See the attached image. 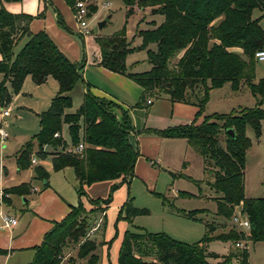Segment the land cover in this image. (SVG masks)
<instances>
[{"label": "trees", "instance_id": "16d2710c", "mask_svg": "<svg viewBox=\"0 0 264 264\" xmlns=\"http://www.w3.org/2000/svg\"><path fill=\"white\" fill-rule=\"evenodd\" d=\"M0 0V104H7L11 95L5 84L9 82L12 92L18 93L26 76L36 84L52 77L58 86L57 94L49 107L38 114L39 131L24 143L16 154L19 169L30 165L34 152L44 158V145L62 150L52 152V168L59 171L71 167L77 179L78 196H84V187L93 182L111 180L133 175L138 149L129 141L134 130L130 114L116 102L94 95L89 84L85 85L83 100L77 113L68 112L72 106L71 90L83 82L82 69L85 60L70 61L44 31L32 33L29 23L32 16L7 11ZM78 0H64L75 11ZM126 7V18L133 15V8L149 7L163 16V21L151 28L137 30L141 38L138 46H131L126 36V21L110 35H96L94 41L100 54V65L125 75L142 87L143 91L135 106L148 108L146 100L166 95L172 103L191 104L196 107L193 119L186 124L170 126L161 130L146 129L167 138H184L197 152L203 162L204 173L212 180L208 184L219 193L216 199V215L229 220L235 206L241 205L250 222L251 243L264 240V198L246 197L244 193V169L246 151L251 145L246 128L251 127L258 138L264 108V78L255 80L254 53L264 47V28L260 18L264 16V0H121ZM88 17L97 11V5H87ZM260 11L252 17L253 11ZM57 23L66 25L60 16ZM25 41L17 52L18 43ZM153 44L155 48H150ZM238 48L241 52L234 51ZM146 49L150 68L142 72H130L126 68V56L136 50ZM174 60V62H173ZM230 83L233 91L246 86L255 97L252 107L232 110L229 113L214 112L205 115L204 107L211 89ZM117 111L119 114H117ZM62 123L67 124L70 144H84L81 151H66L67 143L61 136ZM232 129L233 135L228 132ZM35 178L48 180L49 173L41 166L34 167ZM48 185V182L44 184ZM113 184L110 192L116 189ZM28 186L23 184L8 192L24 193ZM181 195H189L179 191ZM105 199L89 200L92 208L86 210L81 202L70 206V211L34 248V257L29 264H63L61 256L68 243L76 247L75 258L69 257L68 264H99V247L104 243L90 237L95 227L97 214L105 211L110 202ZM146 209L133 206L131 199L119 211L132 225V219L145 214ZM196 212L185 213L194 217ZM101 219H104V215ZM104 221L100 224L103 229ZM214 225L206 223V233L197 242L186 243L166 233L126 230L118 252V264H209L208 258L222 257L225 263L237 258L247 263L248 250L236 249L227 255H219L208 249L214 238L209 234ZM132 227H134L132 225ZM235 244L244 235L232 227L216 237ZM76 259L82 260L77 262Z\"/></svg>", "mask_w": 264, "mask_h": 264}, {"label": "rangeland", "instance_id": "374dc122", "mask_svg": "<svg viewBox=\"0 0 264 264\" xmlns=\"http://www.w3.org/2000/svg\"><path fill=\"white\" fill-rule=\"evenodd\" d=\"M85 1L88 3L91 0ZM94 3L97 5V11L87 18L88 34H80L81 29L78 28L74 16L75 11L72 17H70V30L63 28L66 35L64 41L70 44L61 45L64 47L63 49H66L67 53L64 52L66 53L65 55L73 62L78 63L83 60L82 37H92L98 34L110 35L114 31L119 30L125 20H127V39L131 41V46H138L141 43V38L137 36V30L151 28L152 24L150 22L152 21L156 25L163 21V16L153 12V9L149 7L141 10L135 6L133 8V15L126 18V7L121 0H94ZM259 15L260 11L257 9L252 13V17H258ZM102 21H105V25L99 28L98 23ZM260 23L264 28V16L260 18ZM24 41L25 38L18 43L14 49L15 52L19 50ZM76 48L80 54L78 61H74V58H72L74 57ZM150 48L154 49L155 46L151 44ZM86 49L88 51V45ZM125 63L127 70L130 72H142L150 68L146 49L129 53L126 56ZM261 77H264V60H256L255 80ZM7 90L11 95V99L5 106L0 107V113L4 108L11 110V116L6 118V124L3 125L9 134V138L0 142V158L10 153L13 148L25 143L38 132L39 118L36 114H40L48 108L49 102L57 94L58 86L56 81L51 77L44 83L37 85L33 82L31 76L28 75L23 80L21 91L18 93L12 92L10 85H8ZM69 94L72 99V106L68 112L77 113L83 100L81 81L75 85ZM168 100L166 95H161L158 98H154L153 103L154 106L160 108L164 105L168 107L170 106ZM254 103L255 98L246 86L238 91H233L229 83H225L220 88L210 90L208 101L204 107V114L208 115L214 112L229 113L239 107H252ZM189 105L186 106L185 103L184 105L182 103L183 107H180L181 105L178 107V104H175L173 105L174 111L183 108V110L193 114L196 107L191 104ZM262 107L264 108V103ZM261 123V133L258 138L251 127L246 128V135L251 141V145L246 151L244 169V186L247 197L264 198V120ZM60 132L62 140L69 144L70 136L67 124L62 123ZM176 142H178L176 139L166 137V142L162 146L163 157L161 154L163 162L158 165L155 164V168H159L160 166V175L156 180L154 188L147 186L138 179H133L130 184L129 195L132 198L133 206L146 209L145 214H140L133 218L134 229L149 232L163 231L179 241L194 243L204 236L206 233L205 224L209 223L214 225L209 234L214 238L209 243V249L222 255L227 254L230 249L236 250L237 248L232 242L216 239L218 235L225 230L228 231L233 226L230 219L225 221L216 215L217 204L215 198L219 197L220 194L208 184L212 178L204 173L201 156L185 143H183L184 146L182 147L178 146ZM36 150L35 146L34 152ZM183 161H187L188 168L182 165ZM37 182L39 183V181ZM179 191L187 192L189 196H177V192ZM126 192L127 189H123L115 198L112 194V202L113 199L114 202L123 199ZM98 193H100L98 195H101L103 192L99 189ZM105 195H107V192ZM80 199L82 204H84V200ZM84 199L89 203V198ZM114 209V207H109L106 216L108 222L107 232L113 230L114 227L115 220H113V217L117 213ZM190 212H196L194 217L186 216L185 213ZM114 240L115 238H111V243ZM247 250L248 257L246 264H264V240L255 243L249 242ZM75 255L76 247L70 242L64 248L60 258L63 264H68L66 262L68 258H75ZM76 261L82 262L80 259H76ZM207 261L209 264H229L225 263L223 259L208 258ZM230 264L241 263L237 258L233 257Z\"/></svg>", "mask_w": 264, "mask_h": 264}, {"label": "crops", "instance_id": "0c3cea01", "mask_svg": "<svg viewBox=\"0 0 264 264\" xmlns=\"http://www.w3.org/2000/svg\"><path fill=\"white\" fill-rule=\"evenodd\" d=\"M91 1L94 2V0ZM106 3L108 4V2ZM3 6L11 13L31 15L33 18L29 23V30L32 33L44 30L57 47L63 53L66 52V49H63L64 47L61 44L68 45L70 43L64 41L66 39V35L64 34L65 31L57 23V16L61 17L67 30H70V17H72L73 12L64 0H20L15 2H3ZM95 36L96 35L92 37H82L86 55L82 69L83 82L81 83L83 93L85 91V85L89 84V89L94 95L112 100L128 110L134 127V130L129 134V141L139 152L134 163L133 175L130 178H125L124 181L121 180V178H117L93 182L84 187L85 195L79 197L77 193L78 182L73 169L71 167H65L59 171H54L52 168L51 153L62 150V147L57 146L53 148L51 145H44L43 152L46 154L45 157L40 158L33 152L30 158H34L35 162H32L31 158L30 165L23 169H19L17 166L16 154L24 143L19 147L13 148L10 153L0 158V212L16 218V223L14 225L6 226L0 213V264H29L34 257V248L41 243L44 235L66 216L70 211V206L77 205L78 202H81L80 198H82L84 200V204H82L83 207L89 210L92 208V204L90 201L89 203L86 202L84 198H89V200L105 199L109 194L111 196L110 202L104 212L96 215V225L90 230L89 234L90 237H96L98 241L104 242L98 249L100 256L99 264H118V252L123 235L126 230L134 229V227H132L133 219L131 225L126 219L118 218L119 211L123 204L129 199H131L132 202V198L129 195L130 184L133 179H138L147 186L154 188L156 180L160 175V166L159 168H155V164L158 165L163 162L162 146L166 142V137L147 131L146 129L161 130L170 126L189 123L193 119L192 115H194V113L191 114L189 111L183 110V108H178L179 110L174 111L173 105L178 104V107L179 105L183 107L182 103L172 104L169 100L170 106L168 107L165 105V107L163 106L161 108L154 106V98L152 97L149 98L151 102L148 108L135 106L142 94V87L125 75L112 72L100 65V54L98 46L94 41ZM87 45L89 48L88 51L86 49ZM233 50L241 52L238 48H233ZM1 58L2 56L0 54V60ZM72 58H74V61L79 60L80 54L77 48ZM2 78V74L0 73V82ZM49 78L50 77H47L45 81ZM8 85H10L9 82L5 84L6 87H8ZM5 105L0 104V107ZM185 105L190 106L189 104ZM240 108L244 107L233 110H239ZM117 114H119L118 111ZM36 115L38 116V114ZM9 116H11L10 109L8 116L1 117L0 115V125H5L6 118ZM60 136L61 132H59V137ZM7 138H9V134ZM170 139H176L178 141L176 142L178 146L183 147V143L189 146L184 138ZM70 148H73V146L67 143L65 150L69 152ZM37 165H41L49 173L48 180H39L35 178L34 167ZM182 165L186 166V168L189 166L187 161H183ZM37 181H39V183ZM46 182H48V185L45 186L44 184ZM23 184L28 186L26 192L21 194L8 192L9 189ZM113 184H116L117 187L110 192V188ZM99 189L103 192L101 195H98L100 194L98 193ZM123 189H127L125 197L118 202H114L113 199L112 202V194L115 198ZM106 192L107 195H105ZM178 195L181 194L177 192V196ZM109 207H114L117 213L113 217V220H115L113 230L107 232L106 228L108 222L106 216ZM103 215L104 219H101ZM102 221H104V225L103 229L100 231L99 226ZM111 238H115L112 243ZM231 252H234V250L230 249L227 254ZM215 259L220 260L222 257Z\"/></svg>", "mask_w": 264, "mask_h": 264}, {"label": "built area", "instance_id": "2783aa9c", "mask_svg": "<svg viewBox=\"0 0 264 264\" xmlns=\"http://www.w3.org/2000/svg\"><path fill=\"white\" fill-rule=\"evenodd\" d=\"M88 3L85 0H78L75 4V12L74 16L77 21L78 28L81 29L80 34H88L89 29L87 28V18H88ZM254 58L256 60H264V47L261 49H258L254 53ZM151 99H147L146 103H150ZM1 117H5L9 115V109H2L0 113ZM54 136H59V132H55ZM8 133L4 129L3 125H0V142H3L5 139H7ZM84 147L83 143H79L77 146L70 148V152H78L81 151ZM32 162H35V159H31ZM236 209L233 210V213L231 215L230 221L234 228H236L238 231H240L245 239H240L235 242V247L242 250H247L249 245V240L247 239L250 235V222L248 219V216L243 211L241 205L235 206ZM1 216L3 218L4 224L6 226L14 225L16 223V218L13 216H8L7 214L0 212Z\"/></svg>", "mask_w": 264, "mask_h": 264}, {"label": "water", "instance_id": "95a60500", "mask_svg": "<svg viewBox=\"0 0 264 264\" xmlns=\"http://www.w3.org/2000/svg\"><path fill=\"white\" fill-rule=\"evenodd\" d=\"M153 12H154V9H153ZM104 24H105V21L99 22L98 27L102 28L104 26ZM228 132H230L232 135L234 134L232 129H228Z\"/></svg>", "mask_w": 264, "mask_h": 264}]
</instances>
